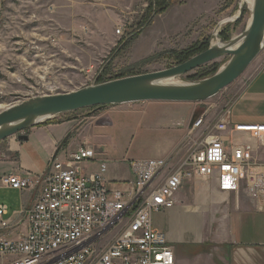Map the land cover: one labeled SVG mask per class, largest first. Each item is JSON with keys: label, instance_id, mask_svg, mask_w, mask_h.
Listing matches in <instances>:
<instances>
[{"label": "rangeland", "instance_id": "rangeland-1", "mask_svg": "<svg viewBox=\"0 0 264 264\" xmlns=\"http://www.w3.org/2000/svg\"><path fill=\"white\" fill-rule=\"evenodd\" d=\"M107 2L110 1L0 0V112L37 95L69 93L170 69L207 51L219 38L228 42L237 37L251 19V6L245 0H167L164 8H168L163 14L155 15L150 24L146 20L163 8L156 6L150 12L148 0H116L115 10L107 12L103 11ZM73 3L78 8L74 9ZM227 20L230 22L223 24ZM122 27L124 33L118 35ZM134 35L137 36L127 42ZM188 54H192L190 59ZM229 60L216 61L176 82L190 83L212 77ZM229 88L214 100L224 97ZM141 105L108 108L115 111L111 115L113 126L89 133L105 139L104 150L113 162L107 166L109 178H119L122 171L119 164L126 168L122 178L129 177L127 162L155 158L160 143L168 138L167 132L151 124L161 115L157 116V108L149 107V113L144 115L146 106L141 108ZM104 110L88 109L58 119L79 118L84 124ZM7 140L0 143V149L5 148ZM0 173H13V166H0ZM207 181L194 182L197 186L193 182L187 184L178 196L180 204L193 209L207 204L209 201L202 199L201 193L207 189ZM6 189L0 187V205L4 207L9 195L1 190ZM214 205L211 215L204 213V232L200 236L191 229V221L168 212L154 214V224L166 234L178 229L181 241L173 247L184 253L210 251L217 247L220 226L221 206ZM183 258L191 259L190 254H183Z\"/></svg>", "mask_w": 264, "mask_h": 264}, {"label": "built area", "instance_id": "built-area-1", "mask_svg": "<svg viewBox=\"0 0 264 264\" xmlns=\"http://www.w3.org/2000/svg\"><path fill=\"white\" fill-rule=\"evenodd\" d=\"M124 33V27L117 31ZM207 117L193 124L191 147L181 155L132 162V180L108 181L105 164L87 172L95 149L81 146L55 158L45 174L9 175L0 185L36 193L17 225L0 206V264H176L168 234L153 215L174 210L191 182H215L222 193L245 192L264 210V168L255 164L248 144L227 149L213 131L249 135L264 147V125L233 124L230 113L210 130ZM258 166V167H257Z\"/></svg>", "mask_w": 264, "mask_h": 264}, {"label": "crops", "instance_id": "crops-1", "mask_svg": "<svg viewBox=\"0 0 264 264\" xmlns=\"http://www.w3.org/2000/svg\"><path fill=\"white\" fill-rule=\"evenodd\" d=\"M109 1L107 4H103L105 6L103 11L112 12L115 10L113 5L117 4L116 0ZM74 5V9L78 8L76 3ZM98 10L102 11L99 8ZM141 104V108L146 106L144 115L149 113V107L157 108V116L161 115L151 124L159 131L169 134L168 138L160 143L161 148L155 158L150 157L146 160L166 158L174 153L184 155L191 147L190 130L195 121L204 115L207 117L206 125L210 123L211 132L213 131L212 127L227 113H230L233 124L264 125V53L243 77L228 89L227 94L216 101L213 99L203 104L161 102ZM113 112H115L113 109L106 108L84 124L79 121V118L56 122L53 120L29 130L27 132L28 141L25 142L19 141L17 137H12L4 143L6 144L5 148L0 149V166H13V173L9 175H18L22 178L29 175H42L48 171L55 158L64 159L75 153L79 147L88 146L95 149L97 156L95 161L84 165V168L87 169V172L95 173L99 171L102 164L109 166L113 162L104 150L105 139H101L99 136L92 137L89 133L94 130H109V127L113 126L111 118ZM141 129L143 130V127ZM212 137L220 138L227 149L233 143L248 144L253 150L255 164L259 166H257L259 169L264 168V147L260 141L251 139L249 135H233L231 130L227 133L213 131L212 135L210 134V138ZM126 162L127 160L124 161V163ZM132 162H127L129 177L122 178L125 176L126 168L119 164V169L122 170L118 173L119 178H109L108 170L106 179L108 181L132 180L134 178L131 169ZM92 167L96 168L92 169ZM9 175L0 173V179ZM207 184V189L201 190L202 199L209 201L207 204H200L198 209H193L181 205L178 197L176 208L168 214L173 217H184L191 221L193 224L191 229L200 236L204 232L202 226L204 213L211 215L214 204L221 206L219 232L215 241L217 247L215 249L212 247L210 251L194 250V253H184L181 249L173 247L176 264H264V210H259L258 202L245 192L240 194L222 193L215 182L210 184L207 181ZM0 187L2 186L0 185ZM1 191L9 195V201L4 203L8 208L7 218L11 223L17 225L21 220L20 213L35 203L36 193L11 189ZM12 213L14 215H11ZM168 236L172 245L181 241L178 229H173L168 233ZM183 254H190L191 259L184 260Z\"/></svg>", "mask_w": 264, "mask_h": 264}, {"label": "water", "instance_id": "water-1", "mask_svg": "<svg viewBox=\"0 0 264 264\" xmlns=\"http://www.w3.org/2000/svg\"><path fill=\"white\" fill-rule=\"evenodd\" d=\"M243 14V11L242 13ZM230 21H224L226 24ZM216 37L219 38L217 32ZM264 51V0H254L245 31L228 42H219L207 51L170 69L117 79L77 91L37 95L8 106L0 112V143L17 136L28 141L27 132L49 120L88 109H106L140 103L203 104L219 96L248 71ZM230 58L218 73L207 79L180 83L195 70Z\"/></svg>", "mask_w": 264, "mask_h": 264}, {"label": "trees", "instance_id": "trees-1", "mask_svg": "<svg viewBox=\"0 0 264 264\" xmlns=\"http://www.w3.org/2000/svg\"><path fill=\"white\" fill-rule=\"evenodd\" d=\"M158 1V2H157ZM148 2H149V6H148V8H147V10L148 11H152V10H155L156 9V6L157 7H159V8H163L162 10H160L159 12H156L154 15H153V17L152 18H149L148 20H146V24H150L151 22H152V20H153V18H154V16L155 15H158V13L159 14H163L164 12H165V10L168 8V6L167 7H165L164 8V6H165V4H166V2H167V0H148ZM168 2H169V0H168ZM142 24H144V22L142 23ZM146 24H144V25H146ZM137 35H134V37H132L130 40H128L127 42H130V41H132L135 37H136ZM196 48H194V50H195ZM201 51V50H200ZM199 51V52H200ZM192 54H188V58L190 59L192 56H191ZM211 74V73H210ZM210 74H207V75H209L210 76ZM212 75V74H211ZM66 116V115H65ZM63 118H65V117H63ZM54 120V122H56V121H65V120H70V119H58V117L57 118H55V119H53Z\"/></svg>", "mask_w": 264, "mask_h": 264}, {"label": "bare ground", "instance_id": "bare-ground-1", "mask_svg": "<svg viewBox=\"0 0 264 264\" xmlns=\"http://www.w3.org/2000/svg\"><path fill=\"white\" fill-rule=\"evenodd\" d=\"M245 2H247L252 7L254 0H245ZM5 109H6L5 107L2 108V110H5Z\"/></svg>", "mask_w": 264, "mask_h": 264}]
</instances>
